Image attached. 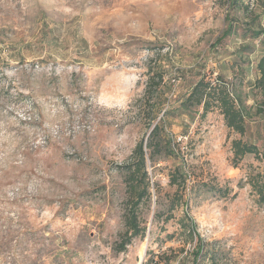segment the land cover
Returning <instances> with one entry per match:
<instances>
[{"label":"rangeland","instance_id":"rangeland-1","mask_svg":"<svg viewBox=\"0 0 264 264\" xmlns=\"http://www.w3.org/2000/svg\"><path fill=\"white\" fill-rule=\"evenodd\" d=\"M226 12L225 0H0V264H192L195 239L178 225L186 199L220 264H264V204L248 183L264 173V118L248 117L240 136L217 108L173 110L202 76L248 91L264 35L247 30L264 29V0H241L216 44ZM157 66L178 155L146 159L145 233L120 250L127 165L150 131L143 94ZM238 138L259 156L235 162ZM176 167L184 193L169 184Z\"/></svg>","mask_w":264,"mask_h":264},{"label":"trees","instance_id":"trees-1","mask_svg":"<svg viewBox=\"0 0 264 264\" xmlns=\"http://www.w3.org/2000/svg\"><path fill=\"white\" fill-rule=\"evenodd\" d=\"M240 1L225 0L227 12L225 13L224 19L227 27L216 39V44L231 34L232 20H235L232 11L240 7ZM247 31L251 32V38L259 39L264 35V29H248ZM236 53L241 59V50H237ZM254 70V79H247V82H245L248 83V91H244L245 93H243L240 87H234L222 74L216 75L214 83L211 80H206L202 76L173 110L184 113L189 108L199 107L202 110L201 114L204 115L211 108H217L225 126L240 136H243L246 132L248 117H256V119L264 118V49L255 63ZM163 74L164 71L161 66L149 68V75L143 95L145 96L144 107H147L150 111L151 121L148 124L150 131L145 140L141 139L136 143L132 152V163L127 165V188L130 194V201L124 217L126 229L119 242L120 250H123L131 242L132 238L136 236L142 237L145 233V228L141 227L138 221L137 209L141 199L144 196H149L147 191L149 182L147 181L146 159L154 161L156 155H178L171 136L165 131L164 116L170 114L172 106L167 104L168 98L165 94L170 89L163 84ZM250 93L253 96V103L246 105V98L249 97ZM160 113L161 116H159ZM230 147L235 162H239L245 155L253 154L255 157L259 156V150L256 145L243 141L241 138L233 139ZM186 178L187 174L185 171L181 167H176L170 174L169 184H176L177 188L184 193L187 188L185 184ZM248 183L256 194L257 201L264 204V173L260 174L257 172L250 175ZM205 186H208L207 191L217 192L221 196H225L229 192V189L226 187L223 188L216 185ZM179 196L180 199L183 198V195ZM179 202H177V205L180 204ZM182 206L184 207V213L178 220V225L189 240L195 239L194 246L190 252L186 253V256L191 259L192 264H204L205 262L206 264H220L217 251H213L207 247V243L197 231L196 223L189 216L187 212V199L184 200ZM155 216L158 217V214ZM170 260L174 261L173 259L166 258L163 264H169ZM154 264L158 263L155 262ZM178 264H183V262L181 261Z\"/></svg>","mask_w":264,"mask_h":264}]
</instances>
